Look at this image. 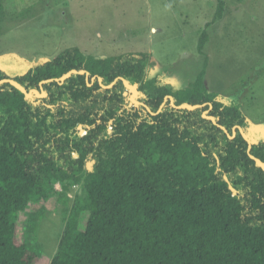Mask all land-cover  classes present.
I'll use <instances>...</instances> for the list:
<instances>
[{"label":"trees","instance_id":"1","mask_svg":"<svg viewBox=\"0 0 264 264\" xmlns=\"http://www.w3.org/2000/svg\"><path fill=\"white\" fill-rule=\"evenodd\" d=\"M216 1L212 21L224 8ZM207 39L204 29L200 53ZM153 64L147 51L71 46L15 76L0 69L44 91L0 83V264L38 262L36 229L54 195L64 228L48 264H264V170L249 156L264 161V140L249 146L234 128L246 130L240 104L208 90L204 69L175 88L148 77ZM70 69L83 72L55 80ZM123 79L142 104H129ZM168 95L204 105L178 109ZM74 184L82 191L69 197Z\"/></svg>","mask_w":264,"mask_h":264},{"label":"rangeland","instance_id":"2","mask_svg":"<svg viewBox=\"0 0 264 264\" xmlns=\"http://www.w3.org/2000/svg\"><path fill=\"white\" fill-rule=\"evenodd\" d=\"M223 2L221 17L212 21L216 0H0V69L15 76L71 46L98 57L147 51L154 61L149 78L182 88L204 69L208 90L240 104L249 139L264 140V0ZM204 29L208 39L200 53ZM126 89L128 99L136 98ZM77 128L83 135L85 128ZM54 187L60 190L59 183ZM81 191L74 184L68 196ZM43 205L36 264H48L64 228L56 195ZM38 206L30 203L26 211ZM24 219L20 212V239Z\"/></svg>","mask_w":264,"mask_h":264},{"label":"water","instance_id":"3","mask_svg":"<svg viewBox=\"0 0 264 264\" xmlns=\"http://www.w3.org/2000/svg\"><path fill=\"white\" fill-rule=\"evenodd\" d=\"M73 72H83V70H76V69H70L69 71H67L66 73H64L63 75L55 78V80H62L66 77H68L71 73ZM49 80H52V78H49V79H44V80H41L40 81V86H42L43 83L49 81ZM98 80L101 81L100 77H98ZM3 82H9L11 83L12 85H14L15 87H17L21 92H23L27 97H31L33 94H35L36 96L38 97H41L44 95V91H41V92H38L37 89L35 88H32L30 90H27L20 82H18L17 80L13 79V78H2L0 79V83H3ZM123 82H124V85L126 87H131L133 89V95L134 96H137L138 95V90H137V86L129 83L128 80L126 79H123ZM102 87H109L111 86V83L108 84V85H105L103 83H101ZM124 95H127V90L124 91ZM167 97H169L170 101H171V105L175 108H186V109H195V108H199L201 106H203L204 104H200V103H195V104H189V103H181V104H175L173 102V97L171 95H168ZM129 104H142V102L136 100V98H134L133 96H129ZM163 106V103L160 105V107ZM211 106V105H210ZM208 110H204L202 112V116L203 117H206V118H210L214 123H217L216 120H215V117L213 115H210L207 113ZM79 127H82L81 124L78 125ZM222 129H224L226 131V133L228 134L229 137H233L234 134H230L226 128L222 125H220ZM234 128H238L241 135L244 137V139L248 142L249 146L252 144V141L249 139V137L247 136L246 132L244 131V129L240 126V125H236L234 126ZM110 130V129H109ZM75 155V154H74ZM249 156L254 159V161L256 162L257 165H259L263 170H264V161H262L260 158L254 156L252 153H249Z\"/></svg>","mask_w":264,"mask_h":264},{"label":"flooded vegetation","instance_id":"4","mask_svg":"<svg viewBox=\"0 0 264 264\" xmlns=\"http://www.w3.org/2000/svg\"><path fill=\"white\" fill-rule=\"evenodd\" d=\"M126 87V86H125ZM127 90V89H126ZM124 94V93H123ZM130 102V101H129ZM110 129V130H109ZM108 131H111V128H108ZM84 133H85V131H84ZM75 154V155H74ZM73 155L74 156H77V154L76 153H74Z\"/></svg>","mask_w":264,"mask_h":264}]
</instances>
